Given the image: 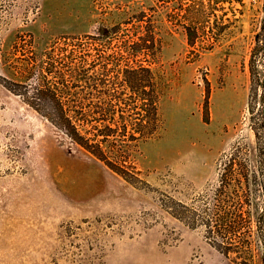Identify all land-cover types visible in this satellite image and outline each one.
Here are the masks:
<instances>
[{"label":"rangeland","instance_id":"1","mask_svg":"<svg viewBox=\"0 0 264 264\" xmlns=\"http://www.w3.org/2000/svg\"><path fill=\"white\" fill-rule=\"evenodd\" d=\"M263 19L264 0H0V264H240L216 246L254 227L236 215L254 158L249 59ZM148 23L161 128L131 144L125 177L11 89L52 54L60 71L76 43L67 37L109 46L112 26L130 36ZM230 226L235 235H217Z\"/></svg>","mask_w":264,"mask_h":264},{"label":"trees","instance_id":"2","mask_svg":"<svg viewBox=\"0 0 264 264\" xmlns=\"http://www.w3.org/2000/svg\"><path fill=\"white\" fill-rule=\"evenodd\" d=\"M137 20L142 21L143 18ZM141 33H120L112 26L106 36L67 37L64 67L56 68L54 54L49 66L35 73L33 83H14L11 91L42 115L70 141L102 161L111 170L128 176L132 143L155 134L161 128L158 104L163 86L151 67L159 43L150 23ZM69 46V47H67ZM110 48L112 51L105 52ZM51 73L62 77L61 86L48 80ZM247 111L254 133V158L243 178L239 223L253 221L240 232L237 243L220 244L223 254L235 253L240 264H264V19L255 35L249 59ZM234 159V157H232ZM245 205L250 207L245 208ZM226 214L217 220L227 221ZM234 228L217 230V235L236 234ZM212 234V231H208Z\"/></svg>","mask_w":264,"mask_h":264},{"label":"bare ground","instance_id":"3","mask_svg":"<svg viewBox=\"0 0 264 264\" xmlns=\"http://www.w3.org/2000/svg\"><path fill=\"white\" fill-rule=\"evenodd\" d=\"M44 142V141H43ZM46 143V142H45Z\"/></svg>","mask_w":264,"mask_h":264}]
</instances>
